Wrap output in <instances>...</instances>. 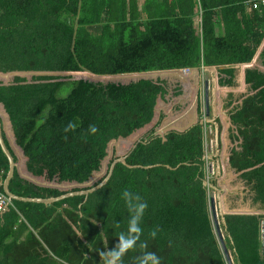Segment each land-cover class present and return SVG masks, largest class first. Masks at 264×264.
<instances>
[{"label": "trees", "instance_id": "obj_1", "mask_svg": "<svg viewBox=\"0 0 264 264\" xmlns=\"http://www.w3.org/2000/svg\"><path fill=\"white\" fill-rule=\"evenodd\" d=\"M252 1L0 0V119L16 164L10 191L58 198L98 186L123 157L152 167L118 164L87 200L14 202L0 214V264H102L99 252L114 249L127 228L125 190L148 203L141 242L161 264H229L204 185L200 77L204 68H223L220 85L234 87V67L255 60L264 6L255 10ZM262 58L264 65V50ZM184 69L196 82L171 86L168 72ZM245 82L253 94L230 112L234 141H242L230 164L264 205V72L248 70ZM70 122L76 128L66 133ZM9 169L0 146L3 194ZM225 220L233 264H264V216ZM142 251L123 264H137Z\"/></svg>", "mask_w": 264, "mask_h": 264}, {"label": "crops", "instance_id": "obj_2", "mask_svg": "<svg viewBox=\"0 0 264 264\" xmlns=\"http://www.w3.org/2000/svg\"><path fill=\"white\" fill-rule=\"evenodd\" d=\"M200 21L201 20H198L199 23H201ZM262 47L264 48V44ZM260 55H261V58L259 57ZM257 59L258 60L262 59L263 69H256L255 67H253ZM222 69L223 68H217V67L204 68L201 71V77H200L201 103H202V110H201L202 113L200 117V124L203 128V136H202L203 147H204L205 137H204V125L202 123H203V113L206 110V102H205L206 94H208L209 96V106H210V117L209 118L211 120H214L215 124L217 123L216 125L215 124L212 125L214 127V137H215L216 142H217L216 129L219 128V130L217 131L218 140H219V148L216 147L217 146L216 144L214 156L212 157L216 175L219 176L220 178L219 180L220 183L218 184V187L222 190L220 193V197H221L220 202L217 200L218 201L217 203L218 211L220 210L219 212L225 213L227 215L264 216V214H260V212L263 211V207H264V205L260 203H258V209L256 210L257 214L256 213L249 214L251 203L248 200H245L244 198L245 197L244 187H240L238 184L232 185L231 181L233 177L239 174L236 172V170L232 168L230 164V157H231L232 151L233 150L241 151L240 145L242 142V141H239V142L234 141V137L237 134L238 130L231 121L230 112L235 107L241 106L243 101L249 95L253 94L251 86L247 85L245 82L246 73L248 70H258L260 72H264L262 53L259 54L258 52L255 60L251 64L239 65V66L234 67L235 69V79H234L235 86L234 87L220 85V81L222 80V78H226L225 75L221 73ZM168 75H169V84L171 86L176 85V83H179L181 85H185L186 87H191L196 82V78L194 77L192 72L189 75H185L180 70H173V71H169ZM252 195H251V198H252ZM220 222L223 226H225L221 218H220ZM261 228L263 231L264 230V220L261 223ZM29 231L30 230L19 234L17 236L18 239L16 240L15 243L19 244V243L25 242L27 240ZM261 240L264 241V237ZM12 242L13 240H11L9 243H12ZM229 253L231 254V258L233 260L234 258L232 257V252H229Z\"/></svg>", "mask_w": 264, "mask_h": 264}, {"label": "clouds", "instance_id": "obj_3", "mask_svg": "<svg viewBox=\"0 0 264 264\" xmlns=\"http://www.w3.org/2000/svg\"><path fill=\"white\" fill-rule=\"evenodd\" d=\"M75 128L76 124L70 122L65 127L64 131L67 133L73 131ZM89 131L92 134H95L97 132L96 126L90 125ZM121 199L123 200L128 211L127 228L126 230L119 232L117 237L118 243L116 244L114 249H112L111 251L99 252L102 264H123V258L130 251H134L137 248L143 250L137 257V264H161V257H159L155 252L148 251L147 244L141 242V236L143 235L144 231L141 227V223L148 208V203L139 194L129 190H125L122 192ZM114 227L119 228V222H117ZM157 231L158 230L154 229L150 232V236L153 239L156 238ZM263 231L261 228V236ZM100 235L104 237L103 243H107L108 233L106 234L103 231ZM77 236L83 237L84 233H78Z\"/></svg>", "mask_w": 264, "mask_h": 264}, {"label": "water", "instance_id": "obj_4", "mask_svg": "<svg viewBox=\"0 0 264 264\" xmlns=\"http://www.w3.org/2000/svg\"><path fill=\"white\" fill-rule=\"evenodd\" d=\"M180 71H182V70H180ZM205 102H206L207 115L210 117V106H209V96H208V94H206ZM209 123L211 125H214L215 121L210 119ZM217 131H218V129H216V133H217V142L216 143H217V148H219V140H218V132ZM0 146H1L5 156L9 160V164H10V169H9L7 178L2 184L3 191H4L5 196L9 199V201L12 204L14 202H22V203H35V204L52 205L54 203H58V202L67 200V199L75 197V196H83L87 200V198L91 194H94L95 192L101 190L102 188H104L109 183V181L111 180V178H112V176L114 174V171H115V169H116L118 164H123L124 166H127L130 169H137V168H139V169H149V168H152V167H142V166H129L128 163H127V158L128 157H123V158L115 160L113 162V164L111 165L109 174L106 177V179L102 183H100L98 186H96V187H94V188H92L90 190L81 191V192H75V193H69V194L63 195V196L58 197V198H49V199L24 198V197H18V196L14 195L10 191V183H11V181L14 178V175H15L16 164H15L14 157L12 156L10 150L8 149V147H7L6 143H5V140H4V137H3V125H2L1 119H0ZM136 147H137V145H136ZM204 185H205V187L208 186L206 182L204 183ZM210 187L214 191H216L218 193L216 198L220 202V200H221L220 193H221L222 190L218 189L217 185L211 184ZM210 207H211L210 211H211V216H212L213 224H214V227H215V231H216L217 236L219 238V241H220V243L222 245V248H223V251H224L225 256L227 258V261H228L229 264H233V261H232V258L230 256L229 250H228V248L226 246V243H225L224 235H223V232H222V229H221L222 224L220 222V218H221L222 221L224 222V225H225V216H227V214L219 212L220 210L218 211V207H217L216 202H215V196H211V206ZM263 237H264V231L262 233V238ZM261 251H262V255L264 256V241L263 240H262V249H261Z\"/></svg>", "mask_w": 264, "mask_h": 264}, {"label": "built area", "instance_id": "obj_5", "mask_svg": "<svg viewBox=\"0 0 264 264\" xmlns=\"http://www.w3.org/2000/svg\"><path fill=\"white\" fill-rule=\"evenodd\" d=\"M253 9L260 10L262 6H264V0L252 1L251 2ZM183 74L189 75L191 74L190 69L182 70ZM209 116L205 112L203 113V125H204V161L206 162V180L207 188L210 189L209 195L211 198V187L212 181L216 175L214 162L212 157L214 156L216 141L214 137V127L209 123ZM12 203L9 199L0 191V214H4L10 207Z\"/></svg>", "mask_w": 264, "mask_h": 264}, {"label": "rangeland", "instance_id": "obj_6", "mask_svg": "<svg viewBox=\"0 0 264 264\" xmlns=\"http://www.w3.org/2000/svg\"><path fill=\"white\" fill-rule=\"evenodd\" d=\"M144 1L145 0H139V4H140V6L141 5H143V3H144ZM196 22H198V20H196ZM263 50H264V48L262 47L261 49H260V51H259V54H261L262 52H263ZM260 58H261V55L259 56ZM253 67H255L256 69H263V66H262V59H257V61L255 62V64L253 65ZM68 92H69V89L68 88H64V90L62 91V93L60 94L62 97L63 96H66L67 94H68ZM219 178V176H217V175H215V177H214V179H213V181H212V183L214 182V181H216V183H217V186H218V184L220 183V178ZM219 181V182H218ZM222 182V181H221ZM232 185H236V184H238L240 187H244L245 188V190H244V193H245V200H248L250 203H251V207H250V209H249V214H252V213H256L257 214V212H256V210L258 209V204H255L254 202H253V198H254V193L253 192H251V190H250V187L249 186H247V184L246 183H244L243 182V180H241L240 178H239V175H237V176H235V177H233V179H232ZM218 189H220L219 187H218ZM252 193H253V195H252ZM210 194H211V196H215V202H216V205H217V203H218V201H217V198H216V194H218L216 191H214L213 189L211 190V192H210ZM251 195H252V198H251ZM250 199H252V200H250ZM260 214H264V207H263V211H261L260 212Z\"/></svg>", "mask_w": 264, "mask_h": 264}, {"label": "bare ground", "instance_id": "obj_7", "mask_svg": "<svg viewBox=\"0 0 264 264\" xmlns=\"http://www.w3.org/2000/svg\"><path fill=\"white\" fill-rule=\"evenodd\" d=\"M204 88V87H203ZM205 93V92H204ZM213 110V109H212ZM217 122V121H216ZM203 124V123H202ZM217 124V123H216ZM218 130H219V128H218ZM217 144V143H216ZM217 147V146H216ZM218 160V159H217ZM219 164V163H218ZM221 169V168H220ZM220 172H221V170H220ZM207 189V188H206ZM209 203H210V201H209ZM220 206V205H219ZM226 221V220H225Z\"/></svg>", "mask_w": 264, "mask_h": 264}]
</instances>
